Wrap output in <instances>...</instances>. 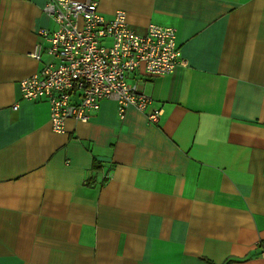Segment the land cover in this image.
<instances>
[{
    "label": "crops",
    "instance_id": "1",
    "mask_svg": "<svg viewBox=\"0 0 264 264\" xmlns=\"http://www.w3.org/2000/svg\"><path fill=\"white\" fill-rule=\"evenodd\" d=\"M45 1L0 0V264H264V0H97L174 27L186 64L63 133L20 99Z\"/></svg>",
    "mask_w": 264,
    "mask_h": 264
},
{
    "label": "built area",
    "instance_id": "2",
    "mask_svg": "<svg viewBox=\"0 0 264 264\" xmlns=\"http://www.w3.org/2000/svg\"><path fill=\"white\" fill-rule=\"evenodd\" d=\"M42 11L55 28L39 30L42 41L30 55L41 66L19 81V91L21 100L47 102L54 132L63 133L68 119L87 122L103 99L116 101L120 119L129 106L146 112L153 99L133 76L169 74L186 64L174 27L150 23L139 33L124 10L106 17L97 0H46ZM161 112L146 117L157 122Z\"/></svg>",
    "mask_w": 264,
    "mask_h": 264
},
{
    "label": "trees",
    "instance_id": "3",
    "mask_svg": "<svg viewBox=\"0 0 264 264\" xmlns=\"http://www.w3.org/2000/svg\"><path fill=\"white\" fill-rule=\"evenodd\" d=\"M231 262V259H227L223 264H229Z\"/></svg>",
    "mask_w": 264,
    "mask_h": 264
}]
</instances>
